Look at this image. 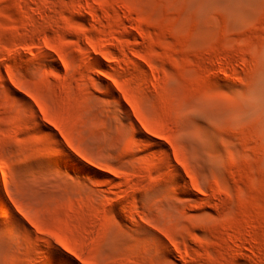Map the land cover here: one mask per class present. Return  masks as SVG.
<instances>
[{
	"label": "rangeland",
	"instance_id": "rangeland-1",
	"mask_svg": "<svg viewBox=\"0 0 264 264\" xmlns=\"http://www.w3.org/2000/svg\"><path fill=\"white\" fill-rule=\"evenodd\" d=\"M235 6L0 0V201L6 219L23 222L0 242V264H64L42 251L57 240L79 264H264V109L253 98L263 85L264 0ZM33 60L46 64L40 75L17 71ZM101 79L115 81V95ZM33 109L39 130L24 135ZM193 113L214 134L211 149L186 126ZM125 120L164 137L180 191L155 192L157 164L126 158L135 141L122 140ZM41 138L91 160L105 179L44 155ZM122 193L132 199L117 218ZM155 237L166 244L160 260Z\"/></svg>",
	"mask_w": 264,
	"mask_h": 264
},
{
	"label": "snow or ice",
	"instance_id": "snow-or-ice-1",
	"mask_svg": "<svg viewBox=\"0 0 264 264\" xmlns=\"http://www.w3.org/2000/svg\"><path fill=\"white\" fill-rule=\"evenodd\" d=\"M45 67L46 64L44 61L33 60L25 64L17 65V71L28 78H35L43 72ZM0 71H2V69H0ZM100 76L103 77V72L100 73ZM108 79L110 80V78ZM114 84L115 81L108 83L104 79L100 80L101 89L104 90L106 88L107 91L112 95H115L112 87ZM116 99L119 102V97H116ZM25 107L31 108V102H27ZM40 123V114L36 112L35 109H33L31 118L27 122L28 131H24L23 134L30 135L32 131H38ZM47 123L51 124V121H47ZM200 124L201 121L198 119V114L196 113H193L192 116L186 121V126L192 132H199L205 137L207 146L209 149H211L216 143L214 134L210 129L204 128L202 126L198 129L197 125ZM121 133L122 140L131 138L135 141V144L126 158H131L132 156H143L157 164L154 172L159 173L160 175L158 181L154 185L155 192L159 193L161 191H166L173 185H175L177 191L181 190L179 183L174 180V177L182 176L183 174L172 163V156L167 150L166 145L161 143L164 140V137L156 138L154 132L148 133V130L138 125L135 120H125L123 122ZM196 138L198 139L199 137ZM38 143L40 146L47 149L44 155L50 156L62 154L63 163L73 168L83 170L87 175H91L93 179H105V177L100 176L99 173L93 171L95 166L92 164L91 160H86L78 153L73 154L67 152L58 139L53 141L50 138H41ZM4 147L5 150H10L7 145ZM161 149L164 150L163 153L160 151ZM196 191L199 192V188H197ZM133 195L136 196L138 203L143 198L142 195L138 193H134ZM131 199L132 195H125L123 193L119 199H117L115 196L113 197L114 204L111 210L116 213L117 218L125 215L129 211L128 202ZM22 223V221H19L17 218L11 215H9V217L6 219L4 212L0 210V242H6L13 235H20V224ZM48 235L51 236V233ZM149 236L154 237V233H149ZM32 239L33 234L31 230H28V241H32ZM21 243H25V241L21 240ZM154 244L159 253L157 255V259H163L167 254L165 242L161 238L155 237ZM31 250L35 251V248H32ZM42 251L48 255L63 257L64 264H79V258L76 257L75 253L69 252L67 248H64L63 245L60 244L59 240L56 241L55 245L50 244L48 248H42ZM41 264H49V262L47 259H45L41 261Z\"/></svg>",
	"mask_w": 264,
	"mask_h": 264
},
{
	"label": "bare ground",
	"instance_id": "bare-ground-1",
	"mask_svg": "<svg viewBox=\"0 0 264 264\" xmlns=\"http://www.w3.org/2000/svg\"><path fill=\"white\" fill-rule=\"evenodd\" d=\"M226 1H228L229 3H231V4H233L234 6L235 5H237L238 6V4H245V3H247V2H249L250 0H226ZM242 6V5H241ZM236 7V6H235ZM238 8V7H237ZM241 8V7H240ZM262 81H263V85H262V87H258V88H256V87H254L253 88V91H256V93L255 92H253L252 94L254 95V99H255V95H256V97L258 98V99H256V103H257V101H258V104L259 105H261L262 106V108L264 109V73H263V75H262ZM257 93H258V96H257ZM198 114V113H197ZM199 115H200V113H199ZM200 116H202V115H200ZM201 118V117H200ZM202 119H203V117H202ZM205 120V119H204ZM203 120V121H204ZM0 210H2L3 212H6V210L4 209V207L2 206V204H1V201H0ZM18 214L19 215H21V216H23L24 214L21 212V211H18Z\"/></svg>",
	"mask_w": 264,
	"mask_h": 264
}]
</instances>
